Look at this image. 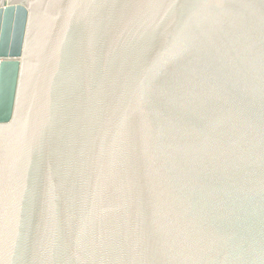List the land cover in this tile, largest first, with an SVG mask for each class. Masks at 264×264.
Returning <instances> with one entry per match:
<instances>
[{
	"label": "water",
	"instance_id": "water-1",
	"mask_svg": "<svg viewBox=\"0 0 264 264\" xmlns=\"http://www.w3.org/2000/svg\"><path fill=\"white\" fill-rule=\"evenodd\" d=\"M0 264H264V0H0Z\"/></svg>",
	"mask_w": 264,
	"mask_h": 264
}]
</instances>
